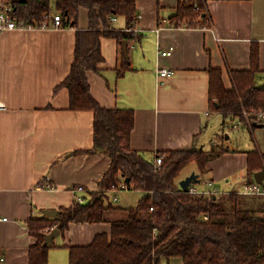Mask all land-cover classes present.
Instances as JSON below:
<instances>
[{"label":"crops","instance_id":"crops-1","mask_svg":"<svg viewBox=\"0 0 264 264\" xmlns=\"http://www.w3.org/2000/svg\"><path fill=\"white\" fill-rule=\"evenodd\" d=\"M132 1L140 17L130 30L140 36L128 52L132 70L117 76V41L101 38L100 74L88 75L92 97L105 108L133 110V150L150 154L215 150L224 118L215 117L210 109L209 70H221L224 87L231 89V71L249 69L250 49L257 43L255 80L257 86L264 85V0H208L209 27L177 29L168 27L166 20L179 0ZM83 9L78 29L85 31L88 17ZM115 18L116 29L125 31L123 18ZM75 39L76 29L70 27L19 28L0 34V219H7L0 220V257L4 259L0 264H28L36 239L27 221L46 217L43 211L70 206L76 186L86 192L99 190L110 167L108 156L86 152L93 147V114L69 110L68 90L54 91L70 71ZM170 49V56L158 54ZM160 69L174 74L160 78ZM230 122L234 130L244 126L239 134H248L250 143L244 148L216 149L225 152L206 165L203 177L207 180L198 183L200 188L194 184L197 189L211 190L207 184L211 182L212 189L220 191L215 183L223 179L230 184L232 179V193H240L255 182L247 174L248 152L257 151L264 159V121ZM43 182L52 188L39 189ZM117 191L123 190L108 193L111 204ZM118 214L111 213L110 218L117 219ZM110 228V223L70 224L63 237L53 240L47 264H66L58 258L69 259L68 246L88 245ZM159 264L182 261L170 258Z\"/></svg>","mask_w":264,"mask_h":264},{"label":"trees","instance_id":"trees-1","mask_svg":"<svg viewBox=\"0 0 264 264\" xmlns=\"http://www.w3.org/2000/svg\"><path fill=\"white\" fill-rule=\"evenodd\" d=\"M10 16L18 22L39 27L49 23L53 14L51 0H3ZM62 27L76 29L74 60L66 78L54 91L66 88L69 110L93 114V147L88 153L110 158V167L100 180V189L85 192L84 202L76 200L60 207L55 217H32L27 227L35 244L28 253V264H47L54 241L45 244L52 230L63 237L70 224L110 223V232L95 235L91 243L68 246L69 264H159L179 258L182 264H264V196L221 192L207 196L182 190L176 179L183 168L195 163L202 182L206 165L225 151H186L147 153L130 147L134 127L131 109L105 108L92 97L90 73L100 74L103 62L101 38L115 39L120 49L117 76L132 70L129 57L121 50V41L130 45L140 36L134 31L137 9L132 0H54ZM208 0H179L166 20L170 28H205L211 25ZM80 8L87 10L88 29H78ZM123 18L125 31L116 29L111 18ZM248 70L231 71L232 88L226 89L219 69L209 70L210 109L224 121H256L264 112V85L257 86L259 48L252 43ZM81 152H74L79 154ZM85 153V152H82ZM162 164L155 167V157ZM264 159L257 151L248 152L247 174L259 172ZM142 193L134 207H114L110 191ZM125 217L112 220L111 213Z\"/></svg>","mask_w":264,"mask_h":264},{"label":"built area","instance_id":"built-area-1","mask_svg":"<svg viewBox=\"0 0 264 264\" xmlns=\"http://www.w3.org/2000/svg\"><path fill=\"white\" fill-rule=\"evenodd\" d=\"M10 7L5 4L3 0H0V34L4 31H9V30H15V29H24V28H33V29H47V28H54V29H59L62 28V21L60 15L56 12L53 13L50 18H49V23H43L39 27H33L30 24H26L24 22H18L17 20L13 19L10 14ZM140 17L137 16V19ZM112 22L116 21V18L113 17L111 19ZM172 49L168 51H159L158 54L160 56L166 57L171 55ZM160 78H169L171 77L174 72L171 70L167 69H160L158 71ZM256 118L258 120L264 121V112H260L259 114L256 115ZM247 123L251 125V122L247 120ZM162 164V158L160 156L155 157V167L158 169L160 165ZM48 180V178H46ZM208 186L211 188V190H200L197 189L194 185H190L187 189L189 190L190 193H203L207 196H210L215 193H221V191L212 189L213 185L211 182L207 183ZM44 188H52L48 183L43 182L40 184L39 189H44ZM121 190L123 189V186L120 188ZM85 189L82 186H76L73 190L72 193L74 194V200H76L78 203H83L84 202V197L83 195L85 194ZM238 194L242 195H247V196H264V181L261 183L253 182L249 185H247L244 190ZM115 200V199H114ZM2 221H6V218L0 219ZM4 259L0 257V261H3Z\"/></svg>","mask_w":264,"mask_h":264},{"label":"rangeland","instance_id":"rangeland-1","mask_svg":"<svg viewBox=\"0 0 264 264\" xmlns=\"http://www.w3.org/2000/svg\"><path fill=\"white\" fill-rule=\"evenodd\" d=\"M162 6V5H161ZM159 8L160 11H162L161 7ZM50 8L52 13H56L55 10V1L51 0ZM155 9H157V5L155 4ZM85 11V9H83ZM260 84V83H258ZM262 86V85H261ZM215 117L221 118L223 120V117L220 114L213 113ZM238 130V129H237ZM232 129V122L230 121H224L222 123V129L218 133V140L216 141L217 146L214 147V149H219L220 147H223L225 149H235V148H244V146H248L249 140L248 137L244 134H239L243 131H245L244 126H240L239 130ZM215 142V141H214ZM209 146V145H208ZM209 148V147H208ZM211 150V147L210 149ZM192 173H198V168L195 163H190L189 165L185 166L183 170L181 171L180 175L177 177L176 181L179 184L180 181L191 175ZM203 180H207V176L203 177ZM203 184V181L201 182ZM201 184H196L195 186H200ZM216 187H219L220 191L223 192H232V179H230V184H227L226 181L223 179L218 180L215 183ZM200 188V187H199ZM142 193L140 192H128V191H117L115 192V195L111 196V201L113 206H122L123 209H126L128 207H134L137 205L138 200L141 198ZM115 198V201L113 200ZM117 200V201H116ZM125 214L123 212H120L117 215V219L124 218ZM61 262H64L66 260V264H68V260L63 256L58 258Z\"/></svg>","mask_w":264,"mask_h":264},{"label":"water","instance_id":"water-1","mask_svg":"<svg viewBox=\"0 0 264 264\" xmlns=\"http://www.w3.org/2000/svg\"><path fill=\"white\" fill-rule=\"evenodd\" d=\"M121 50L123 52V55H125V57L128 58L127 45L125 41H121ZM253 126L262 127L263 125L255 124ZM253 178H254V181L257 183H261L262 181H264V168L261 169L259 172L255 173L253 175ZM199 182L200 180L198 178V175H196L195 173H192L191 175H189L188 177L180 181L179 186L182 190H187V188L190 185L198 184ZM43 214L49 217H55L57 215V211L56 210H46V211H43ZM58 236H59V231L57 229H54L45 236L44 243L48 244L52 242Z\"/></svg>","mask_w":264,"mask_h":264}]
</instances>
